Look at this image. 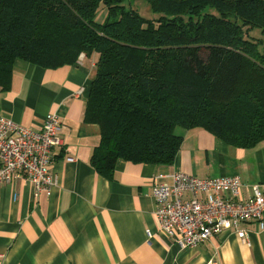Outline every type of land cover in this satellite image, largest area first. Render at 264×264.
Wrapping results in <instances>:
<instances>
[{"label":"trees","instance_id":"16d2710c","mask_svg":"<svg viewBox=\"0 0 264 264\" xmlns=\"http://www.w3.org/2000/svg\"><path fill=\"white\" fill-rule=\"evenodd\" d=\"M134 1L0 0V84L16 60L96 55L84 120L100 128L90 162L108 179L118 160L171 164L186 129L264 140V0H142L145 16Z\"/></svg>","mask_w":264,"mask_h":264},{"label":"crops","instance_id":"0c3cea01","mask_svg":"<svg viewBox=\"0 0 264 264\" xmlns=\"http://www.w3.org/2000/svg\"><path fill=\"white\" fill-rule=\"evenodd\" d=\"M95 59L80 54L57 68L16 60L8 85L0 84L1 116L39 129L57 113L64 143L53 150L49 193L35 196L22 175L0 183V264H264V229L255 222L241 224L247 241L227 230L181 245L159 231L152 196L154 178L170 182L174 170L237 175L246 195L248 185L264 184V140L241 148L194 127L181 131L171 164L118 160L105 178L90 162L100 128L84 120Z\"/></svg>","mask_w":264,"mask_h":264},{"label":"built area","instance_id":"2783aa9c","mask_svg":"<svg viewBox=\"0 0 264 264\" xmlns=\"http://www.w3.org/2000/svg\"><path fill=\"white\" fill-rule=\"evenodd\" d=\"M61 126L53 112L39 129L0 115V183L22 175L35 196L49 193L57 182L49 169L53 150L64 144ZM169 176L170 182L155 177L152 187L158 229L167 238L195 247L227 230L247 241L243 222L253 221L264 229V184L248 185L244 195L237 175L200 178L174 170Z\"/></svg>","mask_w":264,"mask_h":264},{"label":"rangeland","instance_id":"374dc122","mask_svg":"<svg viewBox=\"0 0 264 264\" xmlns=\"http://www.w3.org/2000/svg\"><path fill=\"white\" fill-rule=\"evenodd\" d=\"M134 4L138 7L139 12H140L142 15L145 16V15H149V14H150L149 11H148V12H145V11H143V9L141 8V6H139V5H141V4L146 5L144 1H142V0H136V1H134ZM102 19H103V13L100 12L99 15H98V20L100 21V20H102ZM179 130H180V129H179Z\"/></svg>","mask_w":264,"mask_h":264}]
</instances>
